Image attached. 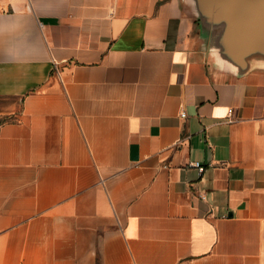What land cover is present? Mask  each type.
I'll return each instance as SVG.
<instances>
[{
  "label": "crops",
  "instance_id": "obj_1",
  "mask_svg": "<svg viewBox=\"0 0 264 264\" xmlns=\"http://www.w3.org/2000/svg\"><path fill=\"white\" fill-rule=\"evenodd\" d=\"M0 264H264V8L0 0Z\"/></svg>",
  "mask_w": 264,
  "mask_h": 264
},
{
  "label": "water",
  "instance_id": "obj_2",
  "mask_svg": "<svg viewBox=\"0 0 264 264\" xmlns=\"http://www.w3.org/2000/svg\"><path fill=\"white\" fill-rule=\"evenodd\" d=\"M234 3L240 7H250L254 5H259L264 8V0H233Z\"/></svg>",
  "mask_w": 264,
  "mask_h": 264
},
{
  "label": "clouds",
  "instance_id": "obj_3",
  "mask_svg": "<svg viewBox=\"0 0 264 264\" xmlns=\"http://www.w3.org/2000/svg\"><path fill=\"white\" fill-rule=\"evenodd\" d=\"M20 27H21V25H19V24H13V25H11L9 31L16 32V31H18V29ZM10 50H11V54H12L13 57H19L20 55H22L21 48L18 45H16V44H13L11 46Z\"/></svg>",
  "mask_w": 264,
  "mask_h": 264
},
{
  "label": "built area",
  "instance_id": "obj_4",
  "mask_svg": "<svg viewBox=\"0 0 264 264\" xmlns=\"http://www.w3.org/2000/svg\"><path fill=\"white\" fill-rule=\"evenodd\" d=\"M232 113H233V109H230L229 110V115L232 116ZM192 165L194 167H196L201 172H203L205 170V166H204V164L201 161H195L194 163H192Z\"/></svg>",
  "mask_w": 264,
  "mask_h": 264
}]
</instances>
